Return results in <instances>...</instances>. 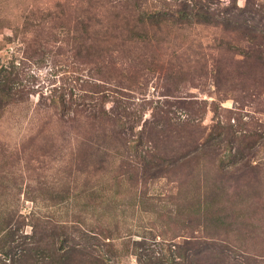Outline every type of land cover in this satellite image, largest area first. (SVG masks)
Masks as SVG:
<instances>
[{
  "label": "rangeland",
  "instance_id": "obj_1",
  "mask_svg": "<svg viewBox=\"0 0 264 264\" xmlns=\"http://www.w3.org/2000/svg\"><path fill=\"white\" fill-rule=\"evenodd\" d=\"M0 264H264V0H0Z\"/></svg>",
  "mask_w": 264,
  "mask_h": 264
}]
</instances>
